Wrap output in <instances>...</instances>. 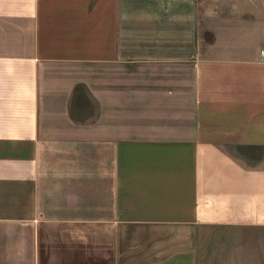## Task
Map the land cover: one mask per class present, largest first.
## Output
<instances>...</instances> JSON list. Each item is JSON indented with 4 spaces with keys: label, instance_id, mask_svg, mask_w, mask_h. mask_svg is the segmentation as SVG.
I'll return each mask as SVG.
<instances>
[{
    "label": "crops",
    "instance_id": "obj_1",
    "mask_svg": "<svg viewBox=\"0 0 264 264\" xmlns=\"http://www.w3.org/2000/svg\"><path fill=\"white\" fill-rule=\"evenodd\" d=\"M264 0H0V264H264Z\"/></svg>",
    "mask_w": 264,
    "mask_h": 264
},
{
    "label": "built area",
    "instance_id": "obj_2",
    "mask_svg": "<svg viewBox=\"0 0 264 264\" xmlns=\"http://www.w3.org/2000/svg\"><path fill=\"white\" fill-rule=\"evenodd\" d=\"M262 53H264V51H262Z\"/></svg>",
    "mask_w": 264,
    "mask_h": 264
}]
</instances>
